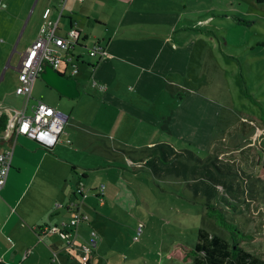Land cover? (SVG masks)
I'll return each instance as SVG.
<instances>
[{
	"label": "rangeland",
	"instance_id": "374dc122",
	"mask_svg": "<svg viewBox=\"0 0 264 264\" xmlns=\"http://www.w3.org/2000/svg\"><path fill=\"white\" fill-rule=\"evenodd\" d=\"M35 1L3 0L0 5V115L12 117L24 106V96L17 94L16 88L22 53L39 32L35 18L28 20ZM161 3L163 8L183 15L184 21L169 26L168 32L177 35L183 47L193 52L185 65L186 73L181 74L185 84L169 88L161 100L167 116L163 124L169 126L162 127L167 132L165 137L169 136L178 149L190 148L202 157L220 147L216 152L219 160L231 161L251 175L242 181L243 191L251 199L249 210L235 214L233 208L230 215L254 234L244 245L264 256V0ZM45 4L57 7L58 1L38 0L36 13ZM23 9L26 15L20 14ZM201 17L208 19L199 25L193 22ZM61 27L62 33H68L66 18ZM49 92L58 94L39 76L30 104L43 99L54 105L45 97ZM62 101L69 107L78 100L63 96ZM81 108L85 116H91L89 105L81 103ZM226 144L236 147L229 149ZM96 146L89 144L88 150L101 157L103 164L88 170L85 193L89 195L85 198L74 194L70 200L80 204L88 215V222L72 226V239L78 231L88 250L75 248L73 258L51 261V256L44 262L86 264L87 256L91 264H181L169 256V249L174 242H198L206 196L194 191L185 177H157L148 166H133L126 155L112 148L102 153ZM117 179H123L126 190L116 186ZM48 184L53 189V184ZM98 192L101 197H97ZM102 200L108 205L102 206ZM64 213L67 217L63 222L68 224L71 214ZM141 224L144 229L138 235Z\"/></svg>",
	"mask_w": 264,
	"mask_h": 264
},
{
	"label": "crops",
	"instance_id": "0c3cea01",
	"mask_svg": "<svg viewBox=\"0 0 264 264\" xmlns=\"http://www.w3.org/2000/svg\"><path fill=\"white\" fill-rule=\"evenodd\" d=\"M37 3L38 0L28 20L35 18L39 29L44 10L52 5L45 4L36 13ZM162 5L161 0H71L68 3L59 32L64 34L63 18L68 20L69 30L73 26L80 31L74 52L82 57L77 61L76 74L72 75L73 68L67 64L59 71L77 78L80 95L74 105L65 106L62 101L65 95L47 83L58 96L49 92L45 97L70 115L53 149L25 135L17 136L11 144L7 128L0 131V151L13 147L12 168L0 191V262L47 264L44 261L51 256H54L51 261H66V256L73 258L75 248L84 250L87 245L80 233L77 231L78 235L72 239L74 230L64 227L67 223L63 219L67 217L64 210L71 214L70 222L73 219L75 209L70 200L76 187L83 185L81 196L89 195L85 193L88 170L103 164L101 157L88 150L89 144L97 143L96 148L102 153L112 148L139 168L147 166L157 144H173L162 128L167 116L161 100L169 88L185 84L181 74L186 73L184 68L193 52L183 47L177 35L168 32L169 26L184 21L183 15ZM20 14L26 15L24 9ZM53 16L56 17L55 12ZM207 19L201 17L193 22L199 25ZM96 44L105 51L91 56L89 50ZM81 103L89 105L90 117L84 115ZM229 144H226L229 149L236 147ZM219 148H212L210 154L216 156ZM122 180L117 179L116 186L126 190ZM48 183L53 184V189L48 188ZM97 197H101L100 192ZM107 203L102 200L100 204L107 206ZM78 209L85 213L80 204ZM57 227L71 236L63 237L55 230ZM53 233L57 234L52 239Z\"/></svg>",
	"mask_w": 264,
	"mask_h": 264
},
{
	"label": "trees",
	"instance_id": "16d2710c",
	"mask_svg": "<svg viewBox=\"0 0 264 264\" xmlns=\"http://www.w3.org/2000/svg\"><path fill=\"white\" fill-rule=\"evenodd\" d=\"M7 124V115H1L0 131H4ZM163 128L169 129V126L164 123ZM16 137L15 132L9 134L11 144ZM154 151L147 166L155 176L173 174L185 177L194 191L206 196V211L198 242H174L169 256L181 264H264L263 255L244 245L254 234L246 231L230 215L233 208L235 214L243 209L249 210L251 199H247L242 181L251 175L231 161L219 160L212 154L202 157L190 148L177 150L167 142L157 144ZM262 158L264 161V155ZM87 264L91 263L88 261Z\"/></svg>",
	"mask_w": 264,
	"mask_h": 264
},
{
	"label": "built area",
	"instance_id": "2783aa9c",
	"mask_svg": "<svg viewBox=\"0 0 264 264\" xmlns=\"http://www.w3.org/2000/svg\"><path fill=\"white\" fill-rule=\"evenodd\" d=\"M58 6H48L43 13V22L39 28L38 35L34 42L22 53L19 66V84L16 92L24 96V106L9 117L7 130L9 134L15 132L16 136H28L39 144L53 149L60 141L61 134L64 132L70 115L58 106H54L43 99H38L35 103L30 104L33 98V86L35 80L45 70L47 65L60 70L64 65H71L73 68L72 75L78 72V60L81 55H76L74 48L79 42L80 31L71 28L67 34H61L60 20L63 16L70 0H57ZM83 1V0H81ZM56 13V17L53 16ZM105 50L96 44L90 48L89 54L97 56ZM70 141V140H68ZM13 147L0 151V191L6 185L10 170L12 168ZM102 189L105 185H102ZM78 194L84 193V186L79 185ZM75 213L70 223L64 227L72 228L80 223L88 222V215L78 209V203L73 204ZM144 225L138 228V235L143 232ZM55 230L62 233L63 237L69 238L70 232H65L61 227ZM136 235V238H138ZM85 251L88 246H85ZM87 264L88 257L84 256Z\"/></svg>",
	"mask_w": 264,
	"mask_h": 264
},
{
	"label": "water",
	"instance_id": "95a60500",
	"mask_svg": "<svg viewBox=\"0 0 264 264\" xmlns=\"http://www.w3.org/2000/svg\"><path fill=\"white\" fill-rule=\"evenodd\" d=\"M3 0H0V5ZM52 87L56 88L63 95L69 98H76L80 95L78 80L75 77H68L54 67L47 65L40 75Z\"/></svg>",
	"mask_w": 264,
	"mask_h": 264
}]
</instances>
